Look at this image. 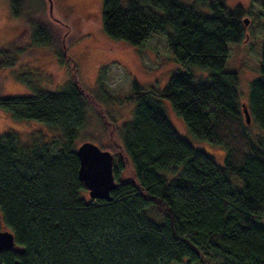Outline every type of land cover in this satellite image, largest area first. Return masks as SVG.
<instances>
[{
	"label": "trees",
	"instance_id": "1",
	"mask_svg": "<svg viewBox=\"0 0 264 264\" xmlns=\"http://www.w3.org/2000/svg\"><path fill=\"white\" fill-rule=\"evenodd\" d=\"M20 3L11 1L15 15ZM246 14L226 0H103L108 35L133 45L164 36L178 62L209 70L204 80L174 72L162 91L134 81L133 117L121 137L107 123L116 143L109 201L91 198L78 178L77 138L93 97L76 79L74 58L59 51L60 28L48 17H27L30 34L0 45V74L22 53L47 46L58 47L72 76L60 90L0 96L13 118L57 132L28 141L0 134V223L16 242L0 251V264H264V31L261 75L250 82L248 101L237 73L225 69L227 44L245 39ZM160 97L193 135L225 147L223 165L179 134Z\"/></svg>",
	"mask_w": 264,
	"mask_h": 264
},
{
	"label": "rangeland",
	"instance_id": "2",
	"mask_svg": "<svg viewBox=\"0 0 264 264\" xmlns=\"http://www.w3.org/2000/svg\"><path fill=\"white\" fill-rule=\"evenodd\" d=\"M11 1L0 0V45L21 34H30V30L26 29L29 15L48 17L60 28L59 51L65 49L74 58L76 79L93 97L87 112L88 123L77 138L78 145L88 140L102 149L114 151L116 143L110 139L107 123L113 121L117 135L121 137L120 129L133 117L134 81L144 90L155 88L162 91L174 72L191 73L196 80L209 77L206 68L178 62L164 36L154 34L141 45H133L108 35L102 24L103 0H46L47 9L52 7V17L56 20L47 15L44 5H39L41 0H19L25 6L18 15L14 14ZM127 1L122 0V4L126 6ZM181 1L192 4L195 0ZM263 3L264 0H226L230 9L241 6L247 12L243 18L249 19L245 26V39L227 44L225 64L226 70L237 73L241 101L244 102L249 98L250 82L261 75ZM202 10L209 13L206 8ZM57 48L42 46L22 53L15 67L0 74V96L33 94L38 89L60 90L71 79L72 72L67 63L60 62ZM160 100L179 134L223 165L225 147L193 135L172 103L164 97ZM255 126L260 130L258 124ZM6 131H14L21 141H28L33 134L43 135L45 139L57 134L43 122L15 119L9 111L0 107V134ZM233 179L236 180L235 177ZM5 229L8 228L1 222L0 230Z\"/></svg>",
	"mask_w": 264,
	"mask_h": 264
},
{
	"label": "water",
	"instance_id": "3",
	"mask_svg": "<svg viewBox=\"0 0 264 264\" xmlns=\"http://www.w3.org/2000/svg\"><path fill=\"white\" fill-rule=\"evenodd\" d=\"M243 21L246 25L249 19L244 18ZM242 108L247 123H250L247 105L242 103ZM75 152L79 159L78 178L83 182L89 196L93 199L111 200V192L117 186L113 170L114 153L88 140L81 142ZM14 248L16 242L13 232L8 229L0 230V251Z\"/></svg>",
	"mask_w": 264,
	"mask_h": 264
},
{
	"label": "bare ground",
	"instance_id": "4",
	"mask_svg": "<svg viewBox=\"0 0 264 264\" xmlns=\"http://www.w3.org/2000/svg\"><path fill=\"white\" fill-rule=\"evenodd\" d=\"M115 157V156H114Z\"/></svg>",
	"mask_w": 264,
	"mask_h": 264
}]
</instances>
